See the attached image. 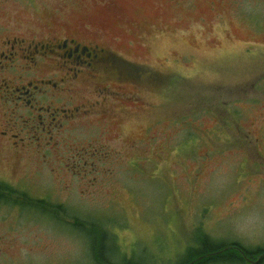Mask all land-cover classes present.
I'll return each instance as SVG.
<instances>
[{
	"label": "rangeland",
	"instance_id": "obj_1",
	"mask_svg": "<svg viewBox=\"0 0 264 264\" xmlns=\"http://www.w3.org/2000/svg\"><path fill=\"white\" fill-rule=\"evenodd\" d=\"M215 1L0 0V52L97 44L131 79L38 91L50 113L92 109L50 132L0 91V185L24 198L0 200V264H97L92 225L107 264H178L201 236L264 249V0ZM60 54L16 75L44 80L59 61L67 77Z\"/></svg>",
	"mask_w": 264,
	"mask_h": 264
},
{
	"label": "flooded vegetation",
	"instance_id": "obj_2",
	"mask_svg": "<svg viewBox=\"0 0 264 264\" xmlns=\"http://www.w3.org/2000/svg\"><path fill=\"white\" fill-rule=\"evenodd\" d=\"M220 1L216 0L212 2V5L219 4ZM50 41V40H48ZM50 43H46L44 45H34L32 47L23 48L20 47L22 45H17V38H13L12 45L6 51L0 52V73L12 74V75H0V91L4 90L6 93L10 94V91L15 93V98L20 99V103H22L24 110L27 112L26 115L28 117L32 116L36 118V124L42 127V130L48 129L50 132V126L56 120V116H60L58 119V124L55 127L62 126V118H73L78 113H87L91 112L92 109H85L80 107H67L63 108L56 107L53 112L50 113V108L48 107H40L38 103L40 101L35 98L37 93H41V90L46 87L55 88L63 87L64 83L74 82L79 78L78 76L81 74L86 78L93 79L94 81H98L99 79L103 80H113V82L121 84L123 82L128 81L127 75L123 73V68L119 65L120 62H113L111 57V52L109 50H105L102 47H99L97 44L85 45L70 39H62L50 41ZM10 45V40L5 42V45ZM1 45V44H0ZM50 49L49 51H43L42 53L39 50ZM59 58L68 60L74 68H71L67 71V77H62L60 75V71L63 70L64 64L62 62L56 61L53 63L55 70L52 72L50 76H48L44 80L32 81L29 80L27 82L22 83L23 77L16 75L22 64L27 65V71L30 73L36 67L37 62L35 61L37 56L40 55L44 57V54H59ZM108 58V59H105ZM2 60H4V64H2ZM19 61H22L20 64ZM87 65V68H80V65ZM38 66V65H37ZM37 69V67H36ZM57 75V76H55ZM78 77V78H77ZM131 79H129L130 81ZM16 84V85H15ZM15 85V86H14ZM119 86H113L111 88H107L103 86V88H97V96L102 97L106 94L107 98H112V102L125 101L118 93ZM111 99V100H112ZM97 104L93 103L91 106H95ZM40 111H45L49 113L48 125L44 126V121L47 119L44 115L40 114ZM30 123V122H29ZM27 123V124H29ZM6 132L0 133L1 137L6 136ZM10 138H15L16 135H8ZM8 139V140H9ZM13 140V139H12ZM15 140V139H14ZM17 141V140H16ZM20 141V140H19ZM17 144H15L16 146Z\"/></svg>",
	"mask_w": 264,
	"mask_h": 264
},
{
	"label": "trees",
	"instance_id": "obj_3",
	"mask_svg": "<svg viewBox=\"0 0 264 264\" xmlns=\"http://www.w3.org/2000/svg\"><path fill=\"white\" fill-rule=\"evenodd\" d=\"M249 142L252 141L249 140ZM15 196L16 199H10V197L6 195V189L0 185V200H11L15 202L19 200L24 202L23 197H17L18 194H15ZM38 202L40 207L44 205L43 202ZM44 210L45 209L42 207V211ZM74 224L76 227H79V229L85 227L82 223L76 221ZM90 230L93 234L90 246L93 260L97 264H107L108 259H103L102 257L103 253L107 251L103 244V233L93 225L90 227ZM262 253H264V249L249 250L237 243L213 245L209 242V239L206 236H201L198 241L195 240L194 246H191L186 250L181 262L178 264H264V256L256 261L257 256ZM249 261H253L254 263H250ZM122 264L138 263L130 258L124 259Z\"/></svg>",
	"mask_w": 264,
	"mask_h": 264
},
{
	"label": "water",
	"instance_id": "obj_4",
	"mask_svg": "<svg viewBox=\"0 0 264 264\" xmlns=\"http://www.w3.org/2000/svg\"><path fill=\"white\" fill-rule=\"evenodd\" d=\"M264 256V253H262L261 255H258L256 258V261H258L260 258H262Z\"/></svg>",
	"mask_w": 264,
	"mask_h": 264
}]
</instances>
